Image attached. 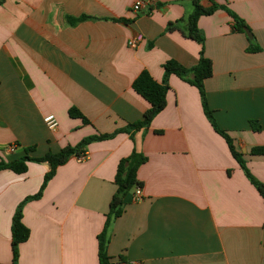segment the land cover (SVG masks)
<instances>
[{
	"label": "crops",
	"instance_id": "crops-1",
	"mask_svg": "<svg viewBox=\"0 0 264 264\" xmlns=\"http://www.w3.org/2000/svg\"><path fill=\"white\" fill-rule=\"evenodd\" d=\"M136 1L0 5V161L17 160L29 147H35L31 157H43L140 121L150 108L132 87L141 72L162 82L167 61L198 64L201 45L180 31L166 32L168 23L192 11L191 0H159L140 15L131 11ZM216 2L246 22L261 51L248 52L251 39L232 30L226 11L201 17L213 66L205 81L208 104L264 183V155L252 154L264 147V0ZM83 15L100 20L68 21ZM138 36V46L129 47ZM169 85L167 106L149 129L134 140L120 133L91 143L85 161L73 157L60 166L43 197L25 205L31 233L19 247V264H100L98 236L117 190V168L134 149L148 159L137 173L143 200L134 202L131 194L111 225L113 264H264V199L207 119L198 89L175 75ZM72 107L90 124L70 117ZM51 114L56 130L44 122ZM48 171L36 162L24 174L0 171V264L13 259L17 207L38 193Z\"/></svg>",
	"mask_w": 264,
	"mask_h": 264
},
{
	"label": "trees",
	"instance_id": "trees-1",
	"mask_svg": "<svg viewBox=\"0 0 264 264\" xmlns=\"http://www.w3.org/2000/svg\"><path fill=\"white\" fill-rule=\"evenodd\" d=\"M6 0H0V5H3ZM211 6L206 7L202 4V0H191L192 11L186 14L183 18L170 22L167 25L166 32L180 31L188 39H192L201 45L200 58L197 65L193 67H185L176 60L167 61L164 68V78L162 82H157L148 71H143L133 82L134 91L143 97L149 104L150 108L145 112L143 119L134 123H129L126 127L117 129L111 134H98L84 138L75 146H66L59 152H49L43 157H31L30 153L34 151L35 147H29L26 149V155L14 160L12 162L0 161V171L11 170L16 174H24L28 171V163H46L49 167V171L46 173L42 186L38 193L32 196L26 197V199L19 204L14 214L11 226L12 232V253L13 259L10 264H19V247L21 244L28 241L30 238V229L23 222V209L28 202L39 200L43 197L44 192L49 182L55 177L56 172L60 166L67 164L73 157L78 158L83 154H87L88 146L94 142L106 141L114 138L120 133L130 135V138L134 140L135 133L142 129H149L153 119L160 114L167 106V96L170 91L169 80L172 75L177 76L184 82L196 87L199 91L204 113L209 120L214 130L221 135L235 158L243 169L246 177L251 184L257 189L259 194L264 199V183L258 180L249 170L244 155L236 148L234 140L225 131L222 130L216 123L214 112L210 109L208 104L207 92L205 88V81L212 77L213 66L212 61L205 54V42L206 37L203 31L199 28L198 22L203 16H211L218 10L226 11L232 18V30L246 34L244 28H248L246 22L240 18L234 11L229 9L226 5H220L216 0H210ZM87 20H100L99 18L83 15L81 17H68V21L72 25H76L79 22ZM248 52H259L261 48L256 45L255 39L250 40V47ZM70 117L74 119H81L84 124H90V121L82 114V112L72 107L69 109ZM252 125L256 131L260 130V127L256 122H252ZM162 133V131H157ZM253 155H264V147L254 148L252 150ZM147 157L137 150L123 159H121L117 173L115 177V184L117 190L112 197L110 203V209L106 215V221L102 232L98 236L99 246V262L100 264H113L112 258L108 253V245L110 242V228L113 222L118 219L125 211V206L128 199L135 187L143 186V183L138 179L139 168L147 162Z\"/></svg>",
	"mask_w": 264,
	"mask_h": 264
},
{
	"label": "built area",
	"instance_id": "built-area-1",
	"mask_svg": "<svg viewBox=\"0 0 264 264\" xmlns=\"http://www.w3.org/2000/svg\"><path fill=\"white\" fill-rule=\"evenodd\" d=\"M159 5V0H137L132 8L131 11L136 14L140 15L142 13L150 12L152 9H156ZM142 40L141 36L132 38L129 40L128 45L131 48H136L139 42ZM44 122L51 130H56L59 126L58 120L54 115H47L44 118ZM16 145H10L7 147V151L9 153H14L16 151ZM88 158L87 154H83L79 156L77 159L79 162H83ZM132 199L134 202H140L143 200V193L142 188L140 186L135 187L134 192L132 194Z\"/></svg>",
	"mask_w": 264,
	"mask_h": 264
},
{
	"label": "water",
	"instance_id": "water-1",
	"mask_svg": "<svg viewBox=\"0 0 264 264\" xmlns=\"http://www.w3.org/2000/svg\"><path fill=\"white\" fill-rule=\"evenodd\" d=\"M244 31H245V33H246V35L248 36L249 39H253V34L250 31V29L244 28Z\"/></svg>",
	"mask_w": 264,
	"mask_h": 264
}]
</instances>
